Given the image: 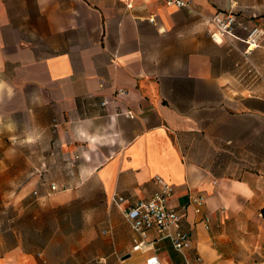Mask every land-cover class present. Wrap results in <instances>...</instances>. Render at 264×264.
<instances>
[{"label":"crops","instance_id":"1","mask_svg":"<svg viewBox=\"0 0 264 264\" xmlns=\"http://www.w3.org/2000/svg\"><path fill=\"white\" fill-rule=\"evenodd\" d=\"M188 1L206 16L235 13L264 28V0ZM234 54L244 61L212 42L203 19L162 0H0V128L16 130L0 135L4 198L26 208L37 191L39 204L64 205L96 186L124 221V244L112 223L104 234L125 264L153 255L235 264V246L239 264H264V166L231 178L218 154L246 140L247 111L264 117V95L241 93ZM254 138L264 147L262 131ZM158 178L184 215L186 254L169 240L132 252L124 209L158 192ZM196 196L205 199L201 214Z\"/></svg>","mask_w":264,"mask_h":264},{"label":"rangeland","instance_id":"2","mask_svg":"<svg viewBox=\"0 0 264 264\" xmlns=\"http://www.w3.org/2000/svg\"><path fill=\"white\" fill-rule=\"evenodd\" d=\"M240 58L234 54L232 66L240 71L238 80L244 85L241 93L245 97L264 95V50L257 56L253 53L250 59ZM245 119L246 140L225 144L227 152L218 151L228 169L225 174L231 178L238 179L242 169L255 174V169L264 166V147L256 146L254 138L256 131H262L264 138V117L259 123V117L247 111ZM15 131L14 125L6 131L0 128V135L14 136ZM23 147L29 153L31 143L25 142ZM4 178L0 174V185ZM9 198H4L0 186V264H125L120 253L111 252L108 235L104 234L112 223L119 230L120 243L124 244V221L99 187L81 189L76 198L64 205L39 204L32 192L24 198L26 208ZM229 230L236 243L237 226L232 225ZM235 247L233 256L235 264H239L238 247ZM254 257L258 255L252 254Z\"/></svg>","mask_w":264,"mask_h":264},{"label":"built area","instance_id":"3","mask_svg":"<svg viewBox=\"0 0 264 264\" xmlns=\"http://www.w3.org/2000/svg\"><path fill=\"white\" fill-rule=\"evenodd\" d=\"M162 2L167 7L187 9L203 19L213 43L227 44L245 59H250L264 40L263 27L240 18L235 13L216 12L206 16L192 1L162 0ZM238 31L241 35L237 33ZM236 42L243 43L245 49H241ZM129 115L132 116L131 113ZM157 181L160 189L151 198L137 200L124 209V215L134 233L132 252H147L155 249L158 242L169 240L177 251L186 254L190 251L192 244L190 235L183 230L184 215L171 205L172 186L163 179L158 178ZM51 191H58V187L52 184ZM34 195H38V192L34 191ZM115 202L120 205L125 203V199L118 197ZM192 205L195 212L201 214L205 199L202 196H196L192 199ZM202 222L207 229L210 227L209 217H205ZM146 264H163V262L158 256L153 255L147 259Z\"/></svg>","mask_w":264,"mask_h":264},{"label":"water","instance_id":"4","mask_svg":"<svg viewBox=\"0 0 264 264\" xmlns=\"http://www.w3.org/2000/svg\"><path fill=\"white\" fill-rule=\"evenodd\" d=\"M130 255H128L127 257H124V259H127Z\"/></svg>","mask_w":264,"mask_h":264}]
</instances>
